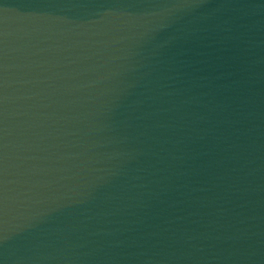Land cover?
Here are the masks:
<instances>
[{
    "label": "water",
    "instance_id": "1",
    "mask_svg": "<svg viewBox=\"0 0 264 264\" xmlns=\"http://www.w3.org/2000/svg\"><path fill=\"white\" fill-rule=\"evenodd\" d=\"M0 264H264V0H0Z\"/></svg>",
    "mask_w": 264,
    "mask_h": 264
}]
</instances>
